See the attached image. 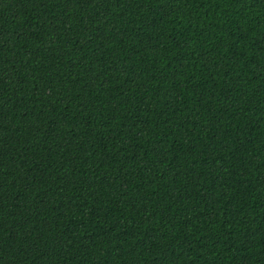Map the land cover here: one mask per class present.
I'll return each instance as SVG.
<instances>
[{
	"label": "trees",
	"instance_id": "16d2710c",
	"mask_svg": "<svg viewBox=\"0 0 264 264\" xmlns=\"http://www.w3.org/2000/svg\"><path fill=\"white\" fill-rule=\"evenodd\" d=\"M0 264H264V0H0Z\"/></svg>",
	"mask_w": 264,
	"mask_h": 264
}]
</instances>
